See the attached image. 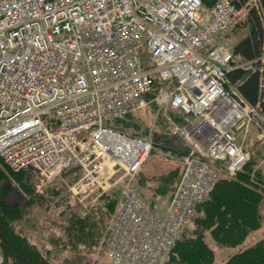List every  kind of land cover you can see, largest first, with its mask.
Wrapping results in <instances>:
<instances>
[{"label":"built area","instance_id":"1","mask_svg":"<svg viewBox=\"0 0 264 264\" xmlns=\"http://www.w3.org/2000/svg\"><path fill=\"white\" fill-rule=\"evenodd\" d=\"M245 15L232 0H0V158L14 172L50 181L78 162L80 191L113 159L130 178L151 140L110 121L143 108L156 79L170 82L166 104L178 120L169 131L191 153L162 211L126 180L104 239L107 264H166L210 193L215 162L232 174L247 160L237 132L246 137L260 107L225 83L256 59L221 38ZM257 67L264 72V53Z\"/></svg>","mask_w":264,"mask_h":264},{"label":"rangeland","instance_id":"2","mask_svg":"<svg viewBox=\"0 0 264 264\" xmlns=\"http://www.w3.org/2000/svg\"><path fill=\"white\" fill-rule=\"evenodd\" d=\"M247 33L245 15L221 37L232 47ZM156 81L159 84L154 82L143 108L131 111L114 122L117 128L126 133L144 135L151 140V149L137 173L130 178L124 177L118 163L107 159L99 171L93 173L94 180L90 187L79 191L74 185L84 175V167L78 162L46 181L34 170L25 169L14 174L0 159V171L8 178L6 199L8 202L16 201L22 207L21 218L14 221L16 230L28 241L34 242L48 264H107L104 239L110 219L120 205L126 180L137 186L157 210L164 208L179 178L187 151L169 131L172 120H178L177 113L166 104L170 82ZM229 88H234V85ZM241 139L250 152V162L246 165L251 174L257 171L264 178V115L260 111L248 124L246 137L242 132H237V140ZM227 176L230 175L219 169L214 183ZM255 183L259 189H264L259 182ZM203 205L204 202L195 210L180 240L194 237L201 230L197 218L204 216ZM260 214L261 227L251 231L234 246L216 245L211 235L204 231L205 241L214 251L213 260L204 264H222L228 255L253 244L264 233V191ZM77 219L83 222L79 238L69 230ZM166 264H181L175 248Z\"/></svg>","mask_w":264,"mask_h":264},{"label":"trees","instance_id":"3","mask_svg":"<svg viewBox=\"0 0 264 264\" xmlns=\"http://www.w3.org/2000/svg\"><path fill=\"white\" fill-rule=\"evenodd\" d=\"M200 1L207 8L217 0ZM232 2L237 7H246V23L248 25V33L234 43L233 52L241 55L244 60L256 59V68L249 71L238 67L229 70L226 73L225 85L226 88L234 85L236 92L250 105H258L261 114L264 115V86L262 84L264 72H260L257 67L259 57L264 53V0H259L257 6L247 4L248 0H232ZM155 84H159V82L155 81ZM117 120L119 118L112 119L110 125L117 128L114 125ZM176 137L185 146L187 151L185 155L190 154L191 151L186 143L180 137ZM244 148L248 154L245 163L234 173L229 174V177H221L214 183L209 193L210 196L208 195L196 206L197 209L204 202L202 208L204 216L197 218L201 224V230L194 237L178 239L175 242L170 256L175 248L181 264H204L213 260L214 251L211 245L205 241L204 231L211 235L216 245L234 246L241 243L251 231L261 227L260 207L264 189H259L255 182H259L264 187V178L257 171L251 174V170L246 165L247 162H250L248 161L250 152L247 145ZM215 165L218 170L226 172L223 161H217ZM8 190V178L0 171V253L3 256L2 264H48L46 257L36 248L34 242L28 241L16 230L14 221L21 218L22 207L16 201H7ZM69 230L79 238L82 234L83 222L77 219L69 226ZM67 233L71 235L69 231ZM222 264H264V233L253 244L228 255Z\"/></svg>","mask_w":264,"mask_h":264}]
</instances>
